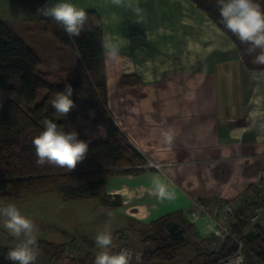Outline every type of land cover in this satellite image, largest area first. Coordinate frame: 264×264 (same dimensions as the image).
<instances>
[{
	"label": "crops",
	"instance_id": "0c3cea01",
	"mask_svg": "<svg viewBox=\"0 0 264 264\" xmlns=\"http://www.w3.org/2000/svg\"><path fill=\"white\" fill-rule=\"evenodd\" d=\"M108 1L70 0L78 8L99 12L105 43L110 46L112 38L114 42L124 43L117 28L129 19L111 18L107 16L108 11L103 13L101 8ZM55 2L0 0V20L8 22L38 56L40 45L48 46L49 41L64 51L65 47L52 40L48 33L38 40L27 35L32 34L31 24L40 22L43 27L47 18L39 15L37 9ZM204 19L206 28L200 27L198 35L189 36L188 46L178 53L177 85H172L174 77L158 75L154 65L147 62L135 72L143 81L138 90L116 94L114 104L109 93V105L117 124L147 163L151 160L158 167L146 164L147 169L142 171L112 175L106 193L109 201L118 200L115 205L97 198L67 200L57 193H47L19 199L0 197V207L12 203L26 209V212L20 211L36 224L35 235L40 229L52 232L46 238L36 239L55 245L67 242L73 233L71 230L79 224L82 231H75L73 239H83L99 251L95 237L110 225L111 250L119 252L126 245V237L133 240L139 235V229L177 211L192 223L195 241L208 240L209 246L219 244L222 240L219 226L206 211L218 212L221 222L226 223L230 204L240 201L252 182L264 179V70L252 74L235 47L215 46L212 30L218 35L224 32L207 15ZM107 55L108 51L106 65ZM206 55H215L216 60L201 57ZM78 60L79 57L76 65ZM173 86H177V94L167 95ZM163 132L170 133L171 141L165 139ZM158 186H163L171 198L161 199L156 190ZM27 204L32 207L24 206ZM31 210L32 213H27ZM262 213L260 220L264 222V209ZM41 222L48 224L42 227ZM1 236L5 239L0 246L14 247L18 242V239L10 241L8 235ZM182 254L181 264H187L196 256V251L189 246L181 249L178 257ZM45 255L42 249L37 258L39 264L46 263Z\"/></svg>",
	"mask_w": 264,
	"mask_h": 264
},
{
	"label": "trees",
	"instance_id": "16d2710c",
	"mask_svg": "<svg viewBox=\"0 0 264 264\" xmlns=\"http://www.w3.org/2000/svg\"><path fill=\"white\" fill-rule=\"evenodd\" d=\"M190 1L232 41L249 72L255 74L264 70V66L252 63L254 57L246 52L247 45H242L220 23L216 0ZM255 2L264 9V0ZM86 12L89 19L78 38H70L63 27L51 18L44 19L43 31L61 46L69 47L79 55L75 76L57 83L49 82L46 74L38 72L41 59L37 52L8 22L0 20V92L7 97L6 101L0 103L1 198L19 199L57 193L67 200L97 198L115 205L118 200L109 201L107 198L109 178L117 172L147 169L144 155L117 124L109 108L103 20L96 10ZM65 83L72 85V99L77 107L66 117L58 118L51 99L55 92L63 90ZM142 83V78L137 74H124L121 78L124 88L138 87ZM42 91L45 93L39 98ZM93 112L94 116L90 115ZM45 118L53 120L66 132L76 131L78 139L89 144L86 158L73 171L54 165H37L32 140L44 130L42 121ZM260 205L264 206V179L248 186L229 226L230 234L224 236L216 248H211L208 240H194V227L181 211L168 213L147 227L155 228L159 233L154 240L155 248L144 251L140 264H173L179 251L189 246L194 247L197 254L187 264H219L222 259L238 251L239 241L245 246V264H264V222L251 223V217ZM70 243L55 245L46 240H37L39 253L45 250L48 264L60 260ZM11 248L0 246V264H12L6 259ZM96 253L91 255L89 249L84 256L72 257L70 264H94ZM35 264L39 262L36 260Z\"/></svg>",
	"mask_w": 264,
	"mask_h": 264
},
{
	"label": "rangeland",
	"instance_id": "374dc122",
	"mask_svg": "<svg viewBox=\"0 0 264 264\" xmlns=\"http://www.w3.org/2000/svg\"><path fill=\"white\" fill-rule=\"evenodd\" d=\"M131 4L132 8L140 7L143 12L141 17H137L133 14L132 10L128 7ZM101 11L104 13L108 11V17H127L129 20L125 23L120 24L118 32L124 38L123 42H114L111 39L110 46L117 49V56L115 58L107 55V73L110 77L109 93L111 100L119 93L131 94L134 89L138 90V87L124 88L121 87L120 82L124 74H137L138 69L145 67L143 64L149 62L150 66L155 68L158 75L163 77L169 76L174 77V83L177 85L176 79L178 74V53L184 50L189 44V36L194 37L198 35V28H206L203 23L206 21V15L198 9L190 0H124V6L117 7L108 1L102 6ZM138 21V22H137ZM212 22V21H211ZM215 24V23H214ZM32 34L38 40L45 33L40 26V22H36L30 25ZM205 31V30H204ZM222 32V31H221ZM215 34L212 30L211 35L213 38V44L218 48H234L232 41L224 34ZM51 36V35H50ZM51 38H53L51 36ZM52 40H55L54 38ZM53 42V43H52ZM49 41L48 46L40 45L39 56H41V63L38 65V72L46 74V79L51 82H61L62 80L71 79L75 75L76 61L79 57L78 53L65 46L64 51H59V48L55 47L54 41ZM45 44V43H44ZM58 46V45H57ZM47 49H51L47 51ZM202 58L210 59L214 62L216 59L215 55L201 56ZM217 60H220V56H217ZM240 62V61H238ZM203 63V62H202ZM206 63H209L208 61ZM134 70V71H132ZM138 75V74H137ZM140 76V75H139ZM161 86V84H160ZM174 87V86H173ZM176 87L169 88L167 95H176ZM171 89V90H170ZM44 91L40 93L39 98L44 95ZM7 100L6 95L0 92V103ZM115 100V97H114ZM114 100L112 101L114 104ZM112 105H109L111 109ZM26 204V203H23ZM31 208V204L24 205ZM21 211L26 209L18 208ZM26 212V211H25ZM27 213H32L28 211ZM263 214V213H262ZM75 222V221H74ZM42 227L47 226V222H41ZM73 233L69 234L66 241L71 242L68 245L72 256L63 254L62 259L65 264H70L72 257L84 256L90 249L91 255L98 252L95 247L87 244L85 240L73 239L76 234L75 231L79 230V224L75 225ZM52 232L49 230L40 229L37 231L36 238H46L48 234ZM82 233V232H81ZM139 235L134 237H126V246L132 248L137 253L135 259L138 261H131V264H140L144 257L145 250H152L155 248V241L159 230L154 229H139ZM8 235L10 241L17 240L11 236V234L3 227V217H0V242H4L1 236ZM131 238V240L129 239ZM5 239V238H4ZM137 242V243H133ZM8 243V242H7ZM11 245V244H9ZM219 244L211 246L216 248ZM118 252V250H117ZM197 254V253H196ZM183 254L178 257L175 264H181L183 260ZM46 262V261H45ZM43 264V262H41ZM48 264V262L44 263ZM49 264H53L49 263ZM78 264V263H77ZM154 264H167L161 262H155Z\"/></svg>",
	"mask_w": 264,
	"mask_h": 264
},
{
	"label": "clouds",
	"instance_id": "9594fccd",
	"mask_svg": "<svg viewBox=\"0 0 264 264\" xmlns=\"http://www.w3.org/2000/svg\"><path fill=\"white\" fill-rule=\"evenodd\" d=\"M117 7L124 6V0H111ZM220 15V23L230 31L242 45H247L246 52L253 55L252 63L264 66V9L255 0H216ZM128 7L133 14L141 17L143 10L140 7ZM37 13L49 17L63 27L64 32L70 38H78L88 22L89 15L83 8H78L70 0H57V2L45 5L37 9ZM138 22V21H137ZM108 55L117 56V49L105 45ZM73 87L65 83L62 91L54 93L51 105L58 118H63L77 107L74 103ZM94 116V112L90 113ZM43 131L32 140L39 166L54 165L73 171L78 163L82 162L88 153L89 144L78 139L76 131L66 132L58 127L53 120L45 118L42 121ZM166 140L171 141L169 132H163ZM158 196L161 199L171 198L167 196L163 186L157 187ZM0 217H3V227L18 239L14 247L9 249L6 259L12 264H35L39 255L35 232L37 226L31 219L22 215L15 204L9 203L0 207ZM113 236L110 225L96 235L95 244L99 251L95 255L94 264H131L132 253L127 249L113 252L111 246Z\"/></svg>",
	"mask_w": 264,
	"mask_h": 264
},
{
	"label": "built area",
	"instance_id": "2783aa9c",
	"mask_svg": "<svg viewBox=\"0 0 264 264\" xmlns=\"http://www.w3.org/2000/svg\"><path fill=\"white\" fill-rule=\"evenodd\" d=\"M147 165H150V166L151 165H156L157 167L159 166L158 164H156L155 162H153L151 160H149ZM241 201H242V199L240 201H237V202L233 203V204H230V206L228 207V211L230 212V215L228 217L229 220L228 221L226 220L227 221L226 223L221 222V217L222 216L218 215L217 214L218 212L216 213V212H213V211H210V212L206 211L212 217L214 222L219 226L221 239L224 238V236L230 234L229 226H230V224L233 221V217H234V214H235L236 210L241 206ZM263 209H264V206H262V205H260V206H258L256 208L255 213L251 217L252 225H254V224H256V223L261 221L260 218H261ZM238 244H239L238 251L235 254L222 259L219 262V264H245V255H244L245 246H244L242 241H239ZM121 249H127V250H129L132 253V260L131 261H138V260L135 259L137 253L134 252V250H132V248L124 245V246H122L120 248V250ZM65 254L72 256V253L70 252L69 248H67ZM53 264H65V263H64L63 259L61 258L58 261L57 260H53Z\"/></svg>",
	"mask_w": 264,
	"mask_h": 264
}]
</instances>
